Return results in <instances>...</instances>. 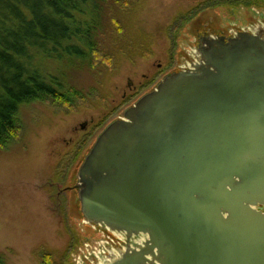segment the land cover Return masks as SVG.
<instances>
[{
	"label": "water",
	"instance_id": "obj_1",
	"mask_svg": "<svg viewBox=\"0 0 264 264\" xmlns=\"http://www.w3.org/2000/svg\"><path fill=\"white\" fill-rule=\"evenodd\" d=\"M197 52L79 169L84 217L145 235L104 264H264V30L203 35Z\"/></svg>",
	"mask_w": 264,
	"mask_h": 264
},
{
	"label": "rangeland",
	"instance_id": "obj_2",
	"mask_svg": "<svg viewBox=\"0 0 264 264\" xmlns=\"http://www.w3.org/2000/svg\"><path fill=\"white\" fill-rule=\"evenodd\" d=\"M202 1L131 0V9L114 10L134 40L129 53L119 50L98 78L86 65L71 68L84 98L21 110L16 136L0 147L2 264H104L115 252L123 235L88 221L78 193L99 134L165 75L197 61L201 36L264 30V2L201 10Z\"/></svg>",
	"mask_w": 264,
	"mask_h": 264
},
{
	"label": "trees",
	"instance_id": "obj_3",
	"mask_svg": "<svg viewBox=\"0 0 264 264\" xmlns=\"http://www.w3.org/2000/svg\"><path fill=\"white\" fill-rule=\"evenodd\" d=\"M263 2L203 0L198 7H249ZM130 3L0 0V147L16 136L19 113L26 105L45 100L66 104L84 98L72 82L71 68L86 65L98 78L106 75L105 69L119 50L129 53L134 40L113 12L131 9ZM75 244L73 239L69 252Z\"/></svg>",
	"mask_w": 264,
	"mask_h": 264
},
{
	"label": "flooded vegetation",
	"instance_id": "obj_4",
	"mask_svg": "<svg viewBox=\"0 0 264 264\" xmlns=\"http://www.w3.org/2000/svg\"><path fill=\"white\" fill-rule=\"evenodd\" d=\"M123 239H119L118 245H116V250L114 253H111L110 256L119 254L118 249L120 250H127L128 248H135V244H139V241H143L145 239V235H133L131 237H128V235H123ZM143 240H142V238Z\"/></svg>",
	"mask_w": 264,
	"mask_h": 264
}]
</instances>
